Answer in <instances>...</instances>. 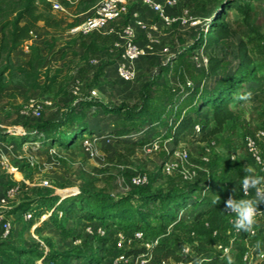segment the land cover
<instances>
[{"label": "rangeland", "instance_id": "obj_1", "mask_svg": "<svg viewBox=\"0 0 264 264\" xmlns=\"http://www.w3.org/2000/svg\"><path fill=\"white\" fill-rule=\"evenodd\" d=\"M56 1L63 6V10L54 9L63 20L62 27L55 32L40 27L32 42L41 48L45 67L52 73L60 71L58 81L47 92H39L28 90L21 78L15 76L0 105V200H7L0 202V214L13 225L7 238L0 228V242L5 241L7 253L19 257L24 264H112L117 232L130 233L131 229L111 222L107 228L109 241L104 243L98 234L87 232L90 225L96 228L95 222L67 213L65 207L70 199L81 197L80 193L100 194L128 206L146 208L144 200L134 199V193L168 194L184 190L206 194L211 199V212L199 217L203 207L190 206L177 213L172 210L173 218L165 222L150 218L140 224L147 232V242L152 246L163 242L183 259L166 258L169 264H196L214 253L242 264L241 249H247L249 244L264 248V231L246 243L225 224L227 218L221 211V199L225 196L221 194L243 199L239 186L243 178L260 177L257 165L246 153L244 137L247 131L264 125V83L245 84L244 91L251 93L250 100L231 104L236 120L215 135L204 137L203 132L196 134L192 127L196 123L206 125V130L213 127L212 111L207 116L191 113L197 92L216 87L237 67L241 46L248 48L264 72V1L250 2V16L232 10L224 22L231 32L226 36H209L206 31L222 0H179L174 15H186L188 22L164 23L158 30L145 34L158 40L163 37L164 44L159 51L154 46L156 52L151 49L136 61V77L132 81L118 77L116 64L121 48L115 45L118 36L107 33L109 27L119 30L122 24L112 23L93 32L94 36L71 38L65 35V28L70 23L79 24L92 9L75 17L71 15L74 7L78 4L77 9L85 10L88 0ZM52 36L55 42L50 49ZM26 43L13 53L12 64H26L31 54ZM164 47L169 50L162 52ZM211 57L222 61L215 70L209 66ZM95 58L96 64L91 62ZM144 91L148 99L142 121L129 123L122 115L107 113L94 104L100 100L112 107L126 104L138 110ZM31 99L44 103L40 117L23 113ZM74 115L88 123L95 133L77 138L67 147L48 142L47 128L54 133L67 131ZM186 116L193 120L182 130L185 137L178 134L180 140L175 142V125ZM44 123L49 125L43 126ZM130 125L134 130L124 139L140 143L147 139L131 155L123 139L110 134L115 127ZM26 134L33 135L22 140L20 137ZM181 149L189 151V161L166 171L164 166L176 162V153ZM231 152L237 154V160L230 158ZM246 166L250 172L245 170ZM185 169H195L197 175L187 180ZM137 174L147 176L144 187L134 186L132 178ZM208 178L213 185L204 193ZM11 189H15L13 195L9 194ZM150 206L157 211L169 203L157 201ZM212 227L220 230L218 237L211 234ZM194 230L195 236L191 234ZM218 242L230 247L227 255ZM199 244L205 249L197 256L195 246ZM187 256L195 258L185 261ZM8 262L12 263L11 259L0 254V264Z\"/></svg>", "mask_w": 264, "mask_h": 264}, {"label": "trees", "instance_id": "obj_2", "mask_svg": "<svg viewBox=\"0 0 264 264\" xmlns=\"http://www.w3.org/2000/svg\"><path fill=\"white\" fill-rule=\"evenodd\" d=\"M96 1L97 0H90L85 2L89 7ZM263 1L264 0H222L221 5L215 12V18L210 24V29L206 31L207 35H228L231 31L224 22L232 10L238 9L245 16H250L252 10L250 2L259 3ZM41 23L44 26L51 28L53 31L60 29L63 25L62 18L54 11L50 0H0V105L6 98L8 87L12 83L15 76L21 78L23 86L28 90L39 92H47L50 87L58 81L60 71L56 69L54 73H52L51 69L45 67V58L38 45L31 44L29 46L31 55L26 64L14 65L10 61V58L17 49L33 39L32 33L35 29H39L41 27ZM74 25L75 24L70 23L68 27H72ZM51 39V42L48 43L50 49L54 47L55 37L52 36ZM221 64L222 61L217 59V57H211L209 59V66L212 70L217 69ZM251 82L258 84L264 83V72L260 70L255 57L249 52L248 48L246 46H241L239 52V63L233 72L220 80L216 87L208 90H201L196 94L195 105L191 110V113H195L198 116H207V113L212 111L213 119L215 121V125L208 130L205 129L206 125H203L202 132L204 137L212 136L223 131L228 122L236 120V113L230 105L244 101L239 99V97L247 93V91H244L245 84ZM141 99V108L138 110L130 108L126 104L112 107L100 100L96 101L94 104L96 106H100L107 113L110 112L122 115L124 120L131 123L132 121H142L143 119L145 113L144 107L148 99L145 91L143 92ZM192 120L191 116H186L179 124L175 125V142L180 140L176 137V135L182 134L181 137H185L182 130L188 127ZM69 123V129L61 133H54L50 127V129L47 128L46 138L49 140L47 141L54 143L58 142L67 147L70 142L76 140L77 138L95 133L94 129H92L88 123H83L76 115L73 116ZM75 123L78 125L73 126ZM48 125L49 123H44L43 126ZM194 125L192 127H194ZM38 128L41 130V126ZM133 130V125L121 126L113 128L110 133L119 139H123L124 146L130 155L134 154L139 144L147 143V139H143L141 143L139 141H129L124 139L130 135ZM1 133L2 132H0V134ZM32 135L33 134H26V136H22L20 138L22 140L31 139ZM144 186H139L137 188ZM80 194L81 197H74L70 199V203H68L65 209L69 214L88 219L91 223L95 222L96 227L104 226L108 228L109 224L113 222L115 224H121L128 229H141L142 227H140V224L146 223L150 218H154L162 222H165L168 218H173V214L171 213L172 210L177 213L178 211L189 208L190 206H202L203 209L198 213L199 217L210 213L212 210L210 205L211 199L206 194L197 195L189 190L168 194H162L161 192H154L148 195H144L141 192L134 193L132 195L134 199L144 200V203L147 205L146 208L128 206L121 201L107 199L100 194ZM223 195L225 196L221 199V202L224 206V202L228 196L224 193L221 194V196ZM90 200H96L97 203L93 205L88 202ZM128 201L129 200H127V202ZM157 201L167 202L169 203V206L162 207L156 211L150 206V204ZM86 207L89 209H86ZM259 207L264 212V202H262ZM223 209H221V211L222 214L225 215ZM212 229L214 228L212 227ZM102 239L104 243L109 241L108 238ZM195 249L197 250V256H199L205 248L199 244L195 246ZM244 250L245 248L241 249V257ZM18 251L19 253L21 252V250ZM151 251L155 256L156 262H161L169 257H174L176 261L183 260L179 254L175 253L174 250L170 249L163 242L153 245ZM7 252L8 250L6 249L5 241H1L0 254L11 259L12 263H8L24 264L22 259ZM193 258L195 257L187 256L185 261H191ZM230 261L231 264H235V261L229 260V257L223 256L220 253H214L209 257L205 264H229Z\"/></svg>", "mask_w": 264, "mask_h": 264}, {"label": "built area", "instance_id": "obj_3", "mask_svg": "<svg viewBox=\"0 0 264 264\" xmlns=\"http://www.w3.org/2000/svg\"><path fill=\"white\" fill-rule=\"evenodd\" d=\"M132 2H140L142 5L151 9L160 20L167 24H174L180 22L185 24L188 22V17L184 16H175L170 8L178 5L179 0H101L94 8L93 13L81 21L79 24L71 27L69 33L73 37H86L91 35L95 31H101L108 28L112 23H116L124 18V16L129 11V5ZM52 6L56 10H63L61 2L54 1ZM136 20L134 23H123L119 30L111 28V32L115 33L118 36V41L115 43L116 46L121 48V57L116 64V73L120 79L123 81H132L136 77V61L145 54V51L141 44L139 43L137 37V27L145 29L148 31V25L144 20L138 17V13H134ZM157 29V28H156ZM150 33V32H149ZM152 41H155L156 38L151 37ZM148 35V36H149ZM169 49L165 48L167 52ZM92 63L96 64L98 59H92ZM96 91L93 90V94ZM43 102H36L34 99L30 100V103L25 106L23 110L24 114H31L33 117H40L43 112ZM203 124L196 123L193 127L196 134L202 132ZM244 147L246 153L250 157L251 161L257 165L259 169L260 177H264V125L252 130L247 131L244 137ZM178 159L176 162L172 161L171 163L164 166L165 170L171 172L178 167L179 165H184L190 159V153L187 149H181L176 153ZM230 158L232 160H237V154L235 152L230 153ZM205 160H208L205 158ZM197 175L195 169H185L184 178L192 179ZM132 182L135 187L144 186L148 183L147 176L145 174H137L133 176ZM213 182L210 178L206 182V187L204 188V193L208 192L211 189ZM240 191H242L243 199H256L255 190H250L245 193L242 189V181L240 182ZM15 189L9 190V194L13 195ZM235 198V196H233ZM1 203H6V198L0 200ZM258 210L263 212L262 209L257 205ZM30 216V215H29ZM225 217L227 220L225 224L229 225L232 232L244 238L245 242L248 243V239L256 237L260 231H264V215L257 217V222L254 225L252 232H247V235L243 234V231H237L234 228L233 221L235 219L234 215L228 214L225 212ZM0 228L2 229V236L7 238L10 237L13 231L12 222L5 218L3 214H0ZM89 234L96 235L98 234L102 238H108L110 232L104 226H98L96 228L93 225H90L87 229ZM195 236V231L191 233ZM212 234L214 237L220 235L219 229H212ZM147 232L143 229L134 228L131 229L130 233H125L123 231H118L115 237V254L112 257V264H169V262L164 259L161 262H156L155 256L151 251L152 245L150 242L146 241ZM221 246L220 248H225V255L230 252V247L225 246L221 242H218ZM141 245V247H138ZM189 251V250H188ZM243 264H258L261 260H264V248L258 249L254 244L248 245L247 249L244 250V253L241 257ZM208 259H203L202 262H207ZM181 264H187V262Z\"/></svg>", "mask_w": 264, "mask_h": 264}, {"label": "clouds", "instance_id": "obj_4", "mask_svg": "<svg viewBox=\"0 0 264 264\" xmlns=\"http://www.w3.org/2000/svg\"><path fill=\"white\" fill-rule=\"evenodd\" d=\"M250 98L251 93H246L239 97V99L244 101L250 100ZM245 170L251 171L247 166ZM242 189L245 193L254 189L256 199H236L230 194L224 202L223 211L235 216L233 225L237 231L252 232L257 222V217L264 215V212L259 211L257 207L258 204L264 202V177L245 176L242 181ZM196 264H203V262L198 260ZM229 264H231V261Z\"/></svg>", "mask_w": 264, "mask_h": 264}, {"label": "crops", "instance_id": "obj_5", "mask_svg": "<svg viewBox=\"0 0 264 264\" xmlns=\"http://www.w3.org/2000/svg\"><path fill=\"white\" fill-rule=\"evenodd\" d=\"M52 3L56 0H50ZM71 3L73 2L72 0H69ZM90 1V0H88ZM101 0H97L95 3H93L91 6L89 7H86L85 10L78 8V4L74 7L75 8V12L74 13H71L72 16H79L81 14H84L88 11H90V9H92L90 15L93 13V10H94V7L100 2ZM176 10H177V6L175 7H172L170 8V11L173 13V14H176ZM134 13H138V17L142 20L145 21V23H147L148 25V31H146L145 29H141L140 27H137V37H138V40H139V43L141 44V46L143 47L144 51H145V54L147 55L148 52H150V50L156 46L155 48L157 49L156 51H159V47L164 44V40H163V37L160 38L158 40V38L155 40V41H152L151 38L148 36V35H145L147 34V32H152L154 30H158L159 28H161L162 26H164V22L162 20H160V18L151 11V9H149L148 7L142 5L140 2H132L130 5H129V11L128 13L124 16V18L120 21H118V25L120 24H123V23H134L135 20H136V17L134 16ZM62 23H63V20H62ZM75 26V25H74ZM41 27H45V28H48L46 26H44L42 23H41ZM73 27V26H72ZM113 27V26H112ZM112 27H109V29L107 30V33L108 34H112L111 32V28ZM71 28V27H70ZM68 27L65 28V35L66 36H69L71 38H74L70 33H69V29ZM157 28V29H156ZM50 30H52L51 28H48ZM38 29H35L33 31V35H35V32L37 31ZM53 31V30H52ZM55 32V31H53ZM92 36H94V34L92 33L91 34ZM147 36V37H146ZM91 37V36H90ZM33 40V39H32ZM32 40H30L29 42V45H28V49L30 51V48L29 46L31 44H33ZM26 43V44H27ZM167 48V47H164L162 48L163 50H161L162 52L164 51V49ZM18 50V49H17ZM16 50V51H17ZM153 50V49H152ZM154 51V50H153ZM154 51V52H156ZM153 53V52H152ZM31 55V54H30ZM1 160V159H0ZM4 215V214H3ZM36 229V226L34 227ZM188 263V262H187ZM191 264V263H189ZM258 264H264V260H261Z\"/></svg>", "mask_w": 264, "mask_h": 264}]
</instances>
